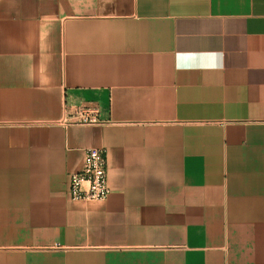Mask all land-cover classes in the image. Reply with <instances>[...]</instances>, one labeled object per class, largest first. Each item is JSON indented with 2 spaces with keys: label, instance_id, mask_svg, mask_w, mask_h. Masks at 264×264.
Wrapping results in <instances>:
<instances>
[{
  "label": "crops",
  "instance_id": "obj_1",
  "mask_svg": "<svg viewBox=\"0 0 264 264\" xmlns=\"http://www.w3.org/2000/svg\"><path fill=\"white\" fill-rule=\"evenodd\" d=\"M0 264H264V0H0Z\"/></svg>",
  "mask_w": 264,
  "mask_h": 264
},
{
  "label": "built area",
  "instance_id": "obj_2",
  "mask_svg": "<svg viewBox=\"0 0 264 264\" xmlns=\"http://www.w3.org/2000/svg\"><path fill=\"white\" fill-rule=\"evenodd\" d=\"M95 107H64L61 118L56 122L64 128L102 125ZM68 196L72 202H103L109 190L106 178V161L101 150L86 149L82 166L68 177Z\"/></svg>",
  "mask_w": 264,
  "mask_h": 264
}]
</instances>
